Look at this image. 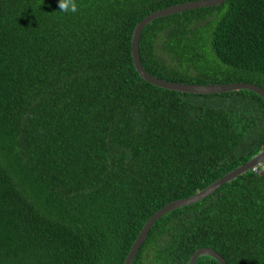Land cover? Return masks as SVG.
I'll list each match as a JSON object with an SVG mask.
<instances>
[{"label":"trees","instance_id":"1","mask_svg":"<svg viewBox=\"0 0 264 264\" xmlns=\"http://www.w3.org/2000/svg\"><path fill=\"white\" fill-rule=\"evenodd\" d=\"M185 1H0V264H124L156 211L264 150L257 92L171 90L136 68V25ZM139 49L165 80L264 88V0L160 16ZM201 247L264 264V161L158 218L131 264Z\"/></svg>","mask_w":264,"mask_h":264},{"label":"water","instance_id":"2","mask_svg":"<svg viewBox=\"0 0 264 264\" xmlns=\"http://www.w3.org/2000/svg\"><path fill=\"white\" fill-rule=\"evenodd\" d=\"M1 1V0H0ZM224 0H190L181 2L178 4H174L168 6L166 8L158 9L150 14H148L144 19H142L135 27L133 38H132V56L134 59V63L136 68L138 69L139 73L143 78L147 81L158 85L160 87H164L171 90H177L182 92H191V93H204V94H211V93H219V92H226L231 90L237 89H250L258 94H260L264 98V88L256 83L253 82H232V83H216V84H192V83H182L176 81H169L157 76H154L149 71L146 70L144 65L142 64L141 57H140V49H139V42L140 36L144 29V27L152 20L160 17L165 16L185 10L195 9L199 7L205 6H213L217 4H221ZM264 161V150L259 152L255 155L252 159L247 161L246 163L242 164L241 166L233 169L232 171L226 173L221 178L217 179L205 189L195 193L192 196L176 199L164 207L160 208L156 211L145 223L142 230L140 231L139 235L137 236L128 256L124 264H131L133 258L139 251L142 243L144 242L145 238L147 237L152 225L155 221L160 218L162 215L166 214L167 212L181 207L185 205H189L196 201L201 200L202 198L212 194L216 191L222 184L231 181L232 179L236 178L241 173L245 172L248 169L254 168L257 164H260ZM207 254L211 255L216 258L220 264H228L225 257L220 254L217 250L211 247H201L193 254L190 259L189 264H196L197 259L200 255Z\"/></svg>","mask_w":264,"mask_h":264},{"label":"clouds","instance_id":"3","mask_svg":"<svg viewBox=\"0 0 264 264\" xmlns=\"http://www.w3.org/2000/svg\"><path fill=\"white\" fill-rule=\"evenodd\" d=\"M57 8L62 13H77L78 6L75 0H58Z\"/></svg>","mask_w":264,"mask_h":264}]
</instances>
